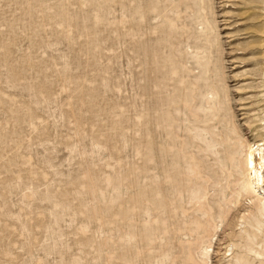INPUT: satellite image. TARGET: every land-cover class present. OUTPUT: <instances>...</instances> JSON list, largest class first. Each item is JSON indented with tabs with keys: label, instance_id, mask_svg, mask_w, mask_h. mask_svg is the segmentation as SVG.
Instances as JSON below:
<instances>
[{
	"label": "rangeland",
	"instance_id": "1",
	"mask_svg": "<svg viewBox=\"0 0 264 264\" xmlns=\"http://www.w3.org/2000/svg\"><path fill=\"white\" fill-rule=\"evenodd\" d=\"M263 15L0 0V264H264Z\"/></svg>",
	"mask_w": 264,
	"mask_h": 264
},
{
	"label": "bare ground",
	"instance_id": "2",
	"mask_svg": "<svg viewBox=\"0 0 264 264\" xmlns=\"http://www.w3.org/2000/svg\"><path fill=\"white\" fill-rule=\"evenodd\" d=\"M245 1V0H244ZM248 2V1H247ZM246 2V3H247ZM203 4V3H202ZM252 10V9H251ZM245 11V10H244ZM252 12V11H251ZM250 12V13H251ZM230 13H231V11H230ZM246 13H248L247 11H246ZM249 13V14H250ZM215 14V13H214ZM238 14V13H237ZM242 14V13H241ZM240 14V15H241ZM244 15V14H243ZM252 16V15H251ZM250 16V17H251ZM255 16V15H254ZM256 16H257V14H256ZM264 16V15H263ZM262 16V19L264 18ZM249 17V18H250ZM258 18V17H257ZM208 19V18H207ZM244 19V18H243ZM252 19V18H251ZM241 20V19H240ZM247 20V19H246ZM207 21V20H206ZM243 21H245V20H242V22ZM255 21V20H254ZM228 22H229V20H228ZM257 22H259V21H257ZM207 23H208V21H207ZM244 23H246V21L244 22ZM229 24H231V23H229ZM228 24V25H229ZM250 24V23H249ZM208 25H209V23H208ZM234 25H237V24H234ZM246 25V24H245ZM264 25V24H263ZM213 26V25H212ZM231 26V25H230ZM229 26V27H230ZM232 26H233V24H232ZM259 26V25H258ZM207 27V26H206ZM211 27V26H210ZM214 27V26H213ZM235 27V26H234ZM245 27V26H244ZM238 28V27H237ZM260 28H262V27H260ZM263 28H264V26H263ZM207 29V28H206ZM205 29V30H206ZM210 29H212L213 30V28L211 27ZM216 29H218V27L216 28ZM215 29V30H216ZM234 29V28H233ZM246 29V28H245ZM248 29H250V28H248ZM202 30V29H201ZM209 30V27H208V29H207V31ZM212 30H209V31H212ZM255 30H256V28H255ZM261 30V29H260ZM264 30V29H263ZM214 31V30H213ZM239 31H241V29L239 30ZM244 31V30H243ZM243 31H242V33H243ZM245 31H247V30H245ZM258 31V30H257ZM228 32V31H227ZM264 32V31H263ZM218 33V32H217ZM229 33H231V32H229ZM228 33V34H229ZM233 33V32H232ZM232 33H231V35H232ZM258 33H260V32H258ZM205 34V33H204ZM208 34V33H207ZM261 34V33H260ZM245 35V34H244ZM247 35V34H246ZM249 35V34H248ZM251 35V34H250ZM208 36H210V35H208ZM218 36V35H217ZM229 36V35H228ZM264 36V35H263ZM235 37H237V36H235ZM219 38V37H218ZM233 38V37H232ZM250 39H251V37H249ZM257 39H258V37H257ZM257 39H255V40H253V43H254V41H256ZM234 41H236V40H234ZM260 42H261V39L259 40ZM259 41H258V45H259ZM262 41H263V39H262ZM252 43V42H251ZM252 43V44H253ZM263 43V42H262ZM257 44V43H256ZM233 49V48H232ZM255 50V49H254ZM257 50V49H256ZM257 52V51H256ZM259 54H261V53H259ZM261 56V55H260ZM255 59V58H254ZM257 61V60H256ZM250 62H252V61H250ZM236 63V62H235ZM263 69H264V67H263ZM252 72V71H251ZM251 74V73H250ZM261 74V73H260ZM263 82V81H262ZM254 85V84H253ZM262 86V85H261ZM240 88V87H239ZM249 103V102H248ZM245 114V113H244ZM263 125H264V123H263ZM261 128V127H260ZM263 130H264V127H263ZM264 134V133H263ZM263 136V135H262ZM240 138V137H239ZM241 139V138H240ZM240 139H239V141H240ZM242 140V139H241ZM243 141V140H242ZM237 143H239V142H237ZM242 143V142H241ZM240 143V144H241ZM245 142L243 141V144H244ZM244 145H246V143L244 144ZM243 145V146H244ZM247 145H248V143H247ZM247 147V146H246ZM262 147H264V139H263V141L262 142H259V143H256V144H249L248 145V150H247V156H246V158H245V160H244V162H243V166H244V168H245V170L247 171L246 173H247V176H248V181H247V183H246V191L249 193V194H254V195H256V197H257V200H258V202H259V204H261V203H263V211H264V193L262 194L261 192H260V190H263L264 191V148H262ZM251 200H252V198H251ZM262 214H264V212L262 213ZM245 221H246V219H245ZM208 255V254H207ZM201 261H203V259L201 260ZM200 262V261H199ZM200 264V263H199ZM202 264H207V261L206 260H204L203 262H202Z\"/></svg>",
	"mask_w": 264,
	"mask_h": 264
}]
</instances>
